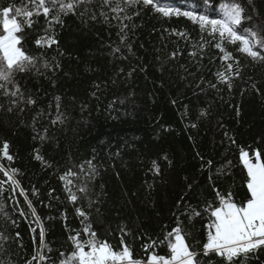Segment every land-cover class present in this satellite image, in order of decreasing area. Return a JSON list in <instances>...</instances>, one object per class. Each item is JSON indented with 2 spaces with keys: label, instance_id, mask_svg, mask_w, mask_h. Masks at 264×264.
<instances>
[{
  "label": "trees",
  "instance_id": "obj_1",
  "mask_svg": "<svg viewBox=\"0 0 264 264\" xmlns=\"http://www.w3.org/2000/svg\"><path fill=\"white\" fill-rule=\"evenodd\" d=\"M101 3L92 0L81 5L77 15L63 17V26H55L59 43L51 49L35 46L34 40L43 34L39 26L27 30L25 50L32 55L43 52L50 64H59L21 80L35 105H21V111L0 94V147L8 142L13 156L8 161L0 155V166L19 170L16 179L25 193L13 192L0 172V181H5L0 185V208L8 214L0 213V233L6 237L0 240V264H59L58 253L70 247L69 235L84 226L75 208L88 211L86 200L76 205L67 200L60 177L69 169L79 172V165L87 168L86 160L97 169L90 181L92 196L98 200L91 210L93 230L116 245L123 235L120 229L126 227L131 234L123 237L125 243L134 255L144 257L141 245L171 230L176 224L173 213L191 207L202 210L213 201L214 188L231 189L237 195L246 190L241 148L250 155L257 149L264 152V63L252 64L234 52L243 71L229 89L215 75L224 71L218 50L205 44L200 53L194 47L203 42L198 26L183 17L165 19L144 11L136 15L130 8L131 18L123 20L129 27L122 33L121 19L113 18L117 13ZM161 3L187 10L196 0ZM255 3L259 15L251 8L248 14L264 24V0ZM0 5L20 6L21 0H0ZM85 8L86 15L79 16ZM93 13L95 21L89 19ZM39 19L43 24L44 18ZM172 30L187 33V38L170 35ZM192 51L198 53L196 58L189 56ZM173 52H178L176 58L169 59ZM56 97L67 119L53 125ZM37 151L50 167L34 158ZM84 176L80 174L77 185ZM26 197L41 218L45 244L51 249L44 252L45 262L38 259L40 228L33 222ZM20 210L27 215L20 216ZM185 223L194 225L206 240V226L199 217ZM156 250L164 252L163 247Z\"/></svg>",
  "mask_w": 264,
  "mask_h": 264
},
{
  "label": "snow or ice",
  "instance_id": "obj_2",
  "mask_svg": "<svg viewBox=\"0 0 264 264\" xmlns=\"http://www.w3.org/2000/svg\"><path fill=\"white\" fill-rule=\"evenodd\" d=\"M90 3L92 0H21L20 6L0 5V29H2L0 94L11 98V103L21 111H24L21 105L32 106L37 103L31 95H25V86L21 83L24 76L29 73L41 75L43 74L41 68L48 70L51 67H59L58 63L50 64L43 52L32 55L25 50L27 30H35L39 26L43 34L34 40L35 46L39 49H51L53 45L59 43L54 34L55 26L62 27L63 17L70 14L77 15V9L81 5ZM101 6L109 7L112 12L117 13L113 18L121 19L122 33L129 27L123 23V20L131 18L128 15L130 8H135L136 15L144 11L154 12L158 17L165 19L186 18L193 25L198 26L202 34L203 42L194 47H198L200 53H203L205 44H208L221 54L219 58L224 62V71H217L215 75L217 81L229 89L232 87L233 79L240 78L243 71L241 60L233 54L234 52H238L252 64L264 63V24L257 23L253 20V16L248 14V9L251 8L252 13L259 15L255 0H246V4L245 0H228L225 3H221V0H196L195 6L187 10L162 4L161 0H102ZM87 12L88 9L85 8L79 12V16L84 17ZM121 13H124L122 17ZM100 15L105 14L101 12ZM41 16L44 18L43 24L39 19ZM89 19L95 21L97 16L93 13ZM170 35L187 38V33L182 31L172 30ZM205 36L211 39L204 40ZM123 39H126V34ZM229 46H232V50H229ZM116 51L119 49L117 48ZM177 54L178 52L171 53L169 59H175ZM189 56L196 58L198 53L192 51ZM200 58L202 59L203 56L201 55ZM211 86L216 87V84ZM55 99L57 117L51 123L63 124L67 117L59 111L60 97ZM8 111H12V108ZM201 115L204 116L206 113L202 112ZM39 138L42 141L46 139L45 136ZM0 155L8 161L13 160V156L9 154L8 142H3ZM262 157L264 152L259 149L250 155L249 151L241 148L239 161L243 171H246L242 187L246 186V190L237 195L231 189L221 191L214 188L213 201L206 202L202 210L191 207L187 211L181 209L179 215L173 213L176 217L175 226L166 231L162 238L152 240L149 237L150 242L141 245L145 253L144 257L134 255L132 247L125 243L123 237L131 234L126 227L120 229L123 235L116 245L99 238L97 231L93 230L91 210L98 200L92 196L90 181L97 174V169L92 160H86L87 168L79 165V172L69 169L60 177L65 182L67 200L73 205H76L80 199L86 200L88 211L83 207L75 208V214L82 218L84 226L82 231L69 235L70 247L67 252L58 253L59 264H251L254 260L264 264V259H261L264 256V159ZM34 158L45 167L51 166L38 151ZM208 164L210 166L211 161ZM153 167L159 174L160 170L155 162ZM18 171L15 168L5 169L0 166V172L7 177L6 182L9 183L12 191L19 189V194L25 195L16 179ZM224 171V169L218 170V174L222 175ZM81 173L85 174L84 180L77 185L76 181L80 180ZM4 182L0 181V185ZM73 187H76L75 192L72 190ZM25 202L33 222L40 228L38 259L45 262L48 260V256L44 254L45 250L51 252L45 244V229L32 202L27 197ZM176 207L180 209V204L178 203ZM95 210L99 212L98 208ZM0 213L5 217L8 216L3 208H0ZM19 215L25 216L27 213L20 210ZM181 217L185 219L182 220ZM195 217H199L200 222L206 226V240L201 239V233L194 225L189 227L185 223V220L190 223ZM12 223L15 224V220H12ZM16 235L19 236V233ZM189 237L191 240L188 239ZM0 240H6L2 233ZM161 247L164 249L163 254L156 250ZM36 259L37 256H33V260ZM27 264H32V261H28Z\"/></svg>",
  "mask_w": 264,
  "mask_h": 264
}]
</instances>
